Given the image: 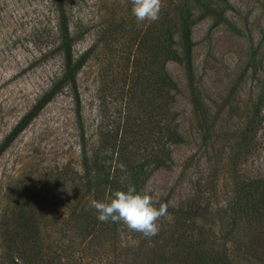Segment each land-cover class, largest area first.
<instances>
[{
	"label": "rangeland",
	"instance_id": "374dc122",
	"mask_svg": "<svg viewBox=\"0 0 264 264\" xmlns=\"http://www.w3.org/2000/svg\"><path fill=\"white\" fill-rule=\"evenodd\" d=\"M162 3L158 21L138 23L131 0L72 1L69 25L85 29L72 43L73 53L85 54L76 75L79 118L70 89L63 87L0 153V247L23 221L50 246L75 226L73 218L89 200L82 186L81 143L90 161L98 137L117 126L116 91L130 40L148 25L173 18L180 5L190 13V51L184 58L178 50L179 58L165 68L175 83L170 109L181 139L169 144L167 162L144 167L141 190L176 205L192 183L225 159L228 133L250 112L264 81V0ZM55 20L52 0H0V142L59 73ZM259 133V150L242 169L250 177L264 174V118ZM216 173L212 199L222 206L228 177Z\"/></svg>",
	"mask_w": 264,
	"mask_h": 264
},
{
	"label": "trees",
	"instance_id": "16d2710c",
	"mask_svg": "<svg viewBox=\"0 0 264 264\" xmlns=\"http://www.w3.org/2000/svg\"><path fill=\"white\" fill-rule=\"evenodd\" d=\"M72 1L52 0L59 73L4 136L0 153L63 87L70 89L79 118L76 75L85 54L73 53L72 43L85 29L69 25ZM174 14L171 19L164 17L157 26L148 25L142 35L130 40L116 91L121 101L117 126L98 137L90 161L81 143L82 186L89 200L82 215L73 218L75 226L63 230L62 240L50 246L41 241L34 228L27 229L21 222L10 231L8 243L0 247V264H264V174L250 177L242 173L261 143L264 81L250 112L229 131L223 162L220 159L205 178L192 183L189 194L176 205L165 199L157 201V208L165 204L168 210L159 221L157 235L145 238L123 223L100 222L92 206V201H107L114 191H126L132 185L144 194V167L167 162L169 144L181 139L170 109L175 83L165 64L179 58L178 50L184 58L189 55L190 13L180 5ZM173 29L177 30L176 41ZM80 140L83 142L82 135ZM121 165L126 170L122 171ZM217 170L228 177L229 194L222 206L212 199ZM209 211L211 219L207 217Z\"/></svg>",
	"mask_w": 264,
	"mask_h": 264
},
{
	"label": "clouds",
	"instance_id": "9594fccd",
	"mask_svg": "<svg viewBox=\"0 0 264 264\" xmlns=\"http://www.w3.org/2000/svg\"><path fill=\"white\" fill-rule=\"evenodd\" d=\"M132 15L138 23L160 19L162 0H131ZM121 170H126L121 165ZM158 203L149 194L137 192L134 185L126 191L116 190L107 201H92L100 222L123 223L129 230L151 238L159 232V221L168 215L167 205Z\"/></svg>",
	"mask_w": 264,
	"mask_h": 264
}]
</instances>
